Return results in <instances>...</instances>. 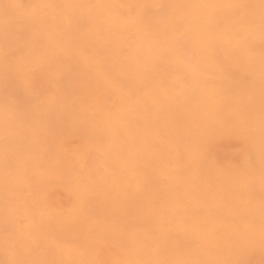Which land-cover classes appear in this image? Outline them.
Masks as SVG:
<instances>
[{
    "label": "bare ground",
    "instance_id": "obj_1",
    "mask_svg": "<svg viewBox=\"0 0 264 264\" xmlns=\"http://www.w3.org/2000/svg\"><path fill=\"white\" fill-rule=\"evenodd\" d=\"M0 264H264V0H0Z\"/></svg>",
    "mask_w": 264,
    "mask_h": 264
}]
</instances>
